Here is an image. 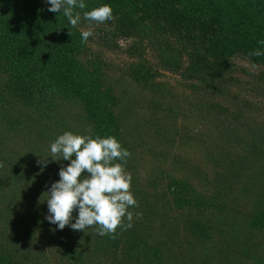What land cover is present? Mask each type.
Here are the masks:
<instances>
[{"label": "trees", "instance_id": "obj_1", "mask_svg": "<svg viewBox=\"0 0 264 264\" xmlns=\"http://www.w3.org/2000/svg\"><path fill=\"white\" fill-rule=\"evenodd\" d=\"M3 2L24 10L0 16V264H264V126L223 108L234 126L225 125L220 138L180 135L179 105L183 112L187 104L192 114L199 112L183 98L158 94L159 83L146 92L151 82L140 61L150 57L156 68L201 93V113L216 122L213 116L222 109L216 100L235 83L234 60L264 66V0H84L85 9H74L81 13L76 27L63 9L49 11L45 0H0V6ZM102 4L110 5V20L83 19V11ZM82 29L92 31L87 41L98 48L89 60L79 58L87 47ZM50 32L56 35L47 44L44 35ZM254 50L261 55H251ZM109 52L139 63L125 65L119 74L105 57ZM243 91V107L252 109L251 98L264 99V80L246 83ZM142 102L176 119L172 124L164 117L154 130L161 157L189 173L169 184L174 212L145 196L138 201L139 220L132 219L130 228L118 226L114 234L100 236L97 226L56 229L45 219L42 195L69 161H52L50 144L65 131L114 136L129 150L124 170L132 172L137 141L147 139L153 121L149 126L133 120L132 110ZM235 118L242 124L237 128ZM190 137L202 145L203 162L216 168L212 174L185 153L168 156L167 145L179 138L189 147ZM221 140L242 154L229 148L218 153ZM30 166L41 179L32 178ZM133 183L136 199L143 192ZM76 214L74 209L71 222ZM128 223L122 219V225Z\"/></svg>", "mask_w": 264, "mask_h": 264}, {"label": "rangeland", "instance_id": "obj_2", "mask_svg": "<svg viewBox=\"0 0 264 264\" xmlns=\"http://www.w3.org/2000/svg\"><path fill=\"white\" fill-rule=\"evenodd\" d=\"M24 10V5L19 3H11L8 5L6 2H3L0 6V16L9 17L15 15L19 12ZM56 33H47L44 35V40L47 39L45 43L53 42L54 36ZM81 40V38H80ZM86 48L85 50L79 53V58L84 60L93 58L95 55V51L98 49L93 43H89L88 41L85 42ZM124 47H127V43L122 44ZM84 46V47H85ZM108 58V61L112 63L115 70H119V74L121 70H125V65L129 63H139L135 59H130L128 54L123 52H109L105 54ZM140 61L146 65L145 72H147V78L150 80L151 85L147 87V91L152 89L153 83H159L160 86L156 88L166 97H179L186 103L192 102L195 106H192L199 115L192 114L188 109L189 104L184 106L187 108L183 112V103L179 105L180 112L178 114L179 117L173 119L171 116L161 115V110L156 108L154 109L155 112L151 111L147 106L146 102H142V104L137 105L132 110L133 120H146L149 122L153 118L152 127L149 128L144 122H140L141 126L148 127L149 132L147 135V139L139 140L135 146L134 150V167L133 171L129 172L132 179L134 180L133 185L135 186V190L137 189L142 193V196L136 198L137 204L134 206L132 210L133 219L139 220V216L137 217L136 213H139L140 203L138 202L140 198L147 196L150 201L158 202L163 208L174 212L176 207L173 203V196L169 191V184H171V180H183V174L189 175V173L183 172V168L176 167L170 160H165L161 154L162 148L159 146L158 141V133L154 130L157 129V123L163 122L164 117L168 118L169 121L173 124L175 120L177 123V128H179V134L182 135L183 132H188L191 136H196L198 138L205 139H213V138H220L219 134L221 133L222 129L227 130L225 125H232L230 121L225 119V115H223V108L230 112H234V116L237 112L242 113L241 119L245 118V121L250 122L251 124L254 123L255 125H263L264 126V99H252L251 103L254 104L252 109H247L243 107L245 102V94L246 91H243V87L246 83L249 82H257L264 80V66L263 64H254L252 62L242 61V60H234L235 68L233 73V86L230 88L229 93H226L221 98L216 100V102H220L219 105H222L221 108L217 110V115L213 116L217 118L216 122H213L210 119V115H204L201 113L204 111L202 107V103L200 102L201 93L194 92L192 88L189 87L184 81L181 82V79L169 72L162 71L156 68V63L153 59L148 56H144ZM89 62V61H88ZM117 74V75H119ZM157 93V92H156ZM205 112V111H204ZM184 113V115H183ZM209 116V117H208ZM142 118V119H140ZM139 119V120H138ZM235 128L241 126L242 124L238 122L239 119L235 118ZM237 122V123H236ZM137 124H139L137 122ZM250 128V126H248ZM174 130H176L174 128ZM151 135L156 137L155 140H152ZM191 138V143L189 147L183 148V142L179 141V138L176 139V144L173 146L172 144L167 145V153L168 156H183L185 153L188 157H190L193 161H200L202 162L203 167L207 170L208 173L212 174L213 170H216L209 162H203L204 155H200L199 150L201 148L200 145L196 144L194 137ZM222 139V138H221ZM162 146L164 143L162 142ZM166 147V146H165ZM192 149L189 150V148ZM229 148L232 151H236L237 154H242L241 148H237V145H231L230 147L226 145L224 140H221L217 143V152L220 153L222 150ZM164 151V150H163ZM25 155V154H24ZM31 167V166H30ZM31 169V176L32 178H38L35 176L37 170ZM127 172V171H126ZM30 175V174H29ZM28 175V177H29ZM31 177L29 179L32 180ZM38 179H41L39 177ZM197 187V184H196ZM134 191V189H132ZM148 194V195H147ZM238 263V262H236ZM246 264H256L251 263L250 261Z\"/></svg>", "mask_w": 264, "mask_h": 264}, {"label": "clouds", "instance_id": "obj_3", "mask_svg": "<svg viewBox=\"0 0 264 264\" xmlns=\"http://www.w3.org/2000/svg\"><path fill=\"white\" fill-rule=\"evenodd\" d=\"M48 10L62 13L72 27L81 20L84 0H45ZM112 18L109 4H102L83 11V19L103 23ZM92 31L80 30L82 42H86ZM261 43H264L262 41ZM251 55L260 56L259 50ZM130 156L114 136H96L76 134L65 131L58 135L49 146L52 161H69L59 169V179L54 181L43 201L47 203L48 214L45 219L62 230L69 226L73 230H84L97 226L100 236L114 234L118 226L130 228L133 213L128 211L137 201L130 191L132 177L124 170L126 159ZM82 173H87L82 175ZM76 210L75 222L73 210ZM137 217L140 215L136 213ZM122 219L129 223L122 225ZM91 226V227H89Z\"/></svg>", "mask_w": 264, "mask_h": 264}]
</instances>
